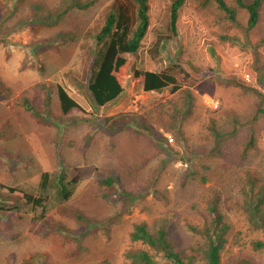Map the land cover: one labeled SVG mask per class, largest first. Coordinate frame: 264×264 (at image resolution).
<instances>
[{
	"label": "rangeland",
	"instance_id": "1",
	"mask_svg": "<svg viewBox=\"0 0 264 264\" xmlns=\"http://www.w3.org/2000/svg\"><path fill=\"white\" fill-rule=\"evenodd\" d=\"M172 1H149L142 45L124 55L131 60L121 70L124 91L98 106L87 84L99 48L96 35L114 0H93L86 9L71 0H0V185L38 195L44 171L79 174L68 201L51 197L39 207L18 196L15 224L0 231V264H21L34 251L47 252L48 264H128L130 233L141 221L151 231L167 224L183 255L191 249L199 253L204 239L189 225L200 220V210L192 204L214 188L231 227L221 264H264V248L253 247L264 238V203L252 211L238 188L250 169L264 180V0L250 29L247 10L235 0H225L234 19L213 0H184L175 33ZM171 65L176 90L145 91L135 76L136 70ZM57 85L79 107L62 114ZM210 97L219 101L217 107L205 103ZM24 99L38 109V117ZM119 114L133 115L151 129L133 120L131 127L114 130L109 118ZM209 122L220 135L203 139ZM96 167L119 172L131 194L126 210L123 201L102 196ZM229 187L232 193H226ZM65 206L84 211L90 223H79ZM42 218L63 229L40 233Z\"/></svg>",
	"mask_w": 264,
	"mask_h": 264
},
{
	"label": "trees",
	"instance_id": "2",
	"mask_svg": "<svg viewBox=\"0 0 264 264\" xmlns=\"http://www.w3.org/2000/svg\"><path fill=\"white\" fill-rule=\"evenodd\" d=\"M150 0H114L110 11L107 13L104 24L96 35V43L99 48L93 58L91 75L87 84L89 92L92 94L93 103L98 106L115 100L123 91L121 83V70L130 66L131 60L125 54H135L142 45V41L150 25L149 18ZM218 7L225 11L230 19L235 18L234 10L225 0H213ZM239 7L245 8L248 12L247 27L253 28L260 17V6L262 0H235ZM184 0H173L170 6V30L176 32L179 9ZM74 6L86 9L92 5L93 0L80 2L71 0ZM173 65L162 70H136L135 76L141 79L142 87L145 91L160 92L167 86L176 90L179 88L177 79L171 71ZM52 89V88H51ZM60 104L62 114H66L71 108L79 107L78 102L69 95L65 88L57 85L54 90ZM23 104L34 116H39L38 109L24 99ZM214 109V108H213ZM263 111V110H262ZM130 114H119L110 117L111 127L114 130H124L131 127L134 120L136 125L149 131L151 126L143 124L139 118ZM213 122L207 123L204 128L203 139L206 136L220 135ZM167 127V126H166ZM252 142H248L247 146ZM66 171L59 172L58 176L52 175L48 171L41 174L39 182L40 192L38 195L24 192L16 187L0 185V231H5V227L15 224V219L19 216L20 198L33 206L43 207L48 198H57L59 201H68L74 194L79 182V174L68 177ZM94 176L99 185L104 187L102 196L112 203L123 201L122 209L126 210L125 203L131 200L130 192L125 188L121 175L115 168L96 167ZM209 175L204 174L202 180L206 182ZM7 189V192L4 190ZM242 194L245 206L252 211L258 210L264 203V180L258 173L251 169L242 174L238 186ZM234 187H229L226 193H232ZM50 190L54 191L51 193ZM230 190V191H229ZM18 191V192H17ZM17 192V193H16ZM193 207L200 210V220L189 225V228L198 233L204 239V246L201 252L194 249L186 255L179 250V240L167 224L151 231L146 222L141 221L134 224L130 233L131 245L127 248L125 255L128 264H193L192 260L201 261L200 264H221V251L226 241V234L230 231V222L223 211L222 198L217 188L209 190L199 195L193 200ZM242 205V204H241ZM244 206V205H243ZM65 213L74 216L75 219L88 225L90 218L79 208L65 206ZM39 232L47 235L51 231L63 229L60 222H50L42 218L39 223ZM264 232V224H262ZM2 235V234H0ZM256 249L264 248V238L253 243ZM186 251V250H185ZM165 260V262H163ZM21 264H48V253L34 251L21 259ZM102 261L100 264H106ZM238 264H250L243 261Z\"/></svg>",
	"mask_w": 264,
	"mask_h": 264
},
{
	"label": "built area",
	"instance_id": "3",
	"mask_svg": "<svg viewBox=\"0 0 264 264\" xmlns=\"http://www.w3.org/2000/svg\"><path fill=\"white\" fill-rule=\"evenodd\" d=\"M204 101L207 105H209L210 107H216L219 104L218 100H215L213 98H204Z\"/></svg>",
	"mask_w": 264,
	"mask_h": 264
},
{
	"label": "clouds",
	"instance_id": "4",
	"mask_svg": "<svg viewBox=\"0 0 264 264\" xmlns=\"http://www.w3.org/2000/svg\"><path fill=\"white\" fill-rule=\"evenodd\" d=\"M217 107V106H216Z\"/></svg>",
	"mask_w": 264,
	"mask_h": 264
}]
</instances>
